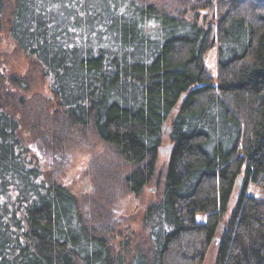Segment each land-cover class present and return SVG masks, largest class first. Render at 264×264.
Segmentation results:
<instances>
[{"label":"trees","instance_id":"trees-1","mask_svg":"<svg viewBox=\"0 0 264 264\" xmlns=\"http://www.w3.org/2000/svg\"><path fill=\"white\" fill-rule=\"evenodd\" d=\"M2 31L29 65L0 72V264H203L212 243L214 264H264V0H0ZM40 77L52 114L27 95ZM24 129L54 149L92 136L123 170L98 190L134 197L169 143L144 243L85 221Z\"/></svg>","mask_w":264,"mask_h":264},{"label":"rangeland","instance_id":"rangeland-1","mask_svg":"<svg viewBox=\"0 0 264 264\" xmlns=\"http://www.w3.org/2000/svg\"><path fill=\"white\" fill-rule=\"evenodd\" d=\"M194 2L200 3L202 1L194 0ZM205 15V27L209 26L211 28V42H213L215 28L214 31L212 29L216 26V20L213 19L212 13L209 16L207 13ZM217 61L218 49L217 44L214 43L204 56L207 72L212 77L217 74ZM28 65L26 56L15 47L7 32L2 31L0 33V72L5 75L22 76L25 74ZM32 94L47 99L46 111L49 114L53 113L55 104L48 91L46 80L41 79V77L38 78L34 87L27 93L28 96H32ZM22 135L32 152L42 163L47 175L61 184L67 185L77 195L85 221L93 224H101L103 222V224L106 223L110 227H115L113 232L116 233L115 244L117 246L120 241L131 238L132 244L138 241L144 243L146 232L142 227L141 220L146 207L161 198L163 174L167 163V155L165 153L159 154L154 180L143 190L141 195L134 197L123 193L120 194L118 192V190L121 192L119 185L115 186L114 182L110 185L107 183V192L98 190L95 185L98 184L97 177L106 178L110 173L117 177L118 174L121 175L123 173V170H120L118 157L115 156L111 149L97 142L92 136L88 135L84 138H79L77 134L67 135L64 138L65 143L54 149L36 144L25 129ZM104 186L106 187V185H100V189ZM236 195L237 192L229 203L230 208L235 205ZM111 196L113 197L112 199H110ZM199 218L202 219V217ZM215 255L216 243H212L203 264H214Z\"/></svg>","mask_w":264,"mask_h":264},{"label":"water","instance_id":"water-1","mask_svg":"<svg viewBox=\"0 0 264 264\" xmlns=\"http://www.w3.org/2000/svg\"><path fill=\"white\" fill-rule=\"evenodd\" d=\"M196 1H198V0H196ZM201 1H203V0H201ZM210 18H211V17H210ZM214 28H215V27H213L212 31H214ZM170 149H171V145H170L169 143H167V144H165L164 146L160 147V149H159V153H160V154L167 153V152L170 151Z\"/></svg>","mask_w":264,"mask_h":264}]
</instances>
